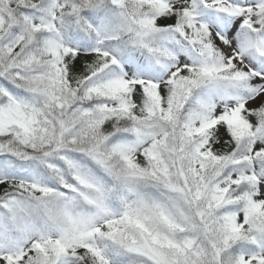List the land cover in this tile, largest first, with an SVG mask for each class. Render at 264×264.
<instances>
[{
    "label": "snow or ice",
    "instance_id": "obj_1",
    "mask_svg": "<svg viewBox=\"0 0 264 264\" xmlns=\"http://www.w3.org/2000/svg\"><path fill=\"white\" fill-rule=\"evenodd\" d=\"M0 264H264V0H0Z\"/></svg>",
    "mask_w": 264,
    "mask_h": 264
}]
</instances>
